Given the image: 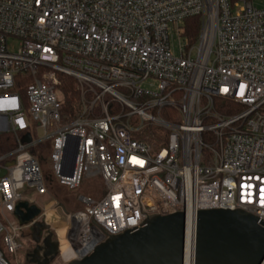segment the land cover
Returning a JSON list of instances; mask_svg holds the SVG:
<instances>
[{"label":"built area","instance_id":"2783aa9c","mask_svg":"<svg viewBox=\"0 0 264 264\" xmlns=\"http://www.w3.org/2000/svg\"><path fill=\"white\" fill-rule=\"evenodd\" d=\"M192 17L201 19L195 43L183 27ZM61 76L80 93L67 123ZM216 98L233 102L228 114ZM167 107L179 123L162 118ZM154 130L159 149L139 139ZM6 133L16 146L0 154V264H12L27 228L16 206L36 204L25 194L50 196L55 183L77 191L86 180L102 183L100 197L79 196L75 212L52 201L34 221L56 234L63 263L183 212L194 264L199 211L240 209L264 222V9L252 0H0ZM46 144L47 175L33 153Z\"/></svg>","mask_w":264,"mask_h":264},{"label":"water","instance_id":"95a60500","mask_svg":"<svg viewBox=\"0 0 264 264\" xmlns=\"http://www.w3.org/2000/svg\"><path fill=\"white\" fill-rule=\"evenodd\" d=\"M30 141L28 134L24 142ZM75 155L76 150L67 156L72 165ZM5 174L0 171V177ZM41 212L38 205L22 201L14 217L21 226L42 227L34 223ZM186 223L183 212L152 216L138 231L112 236L89 256L69 264H185ZM195 224L194 264H264V222L253 214L240 209L204 210L196 214Z\"/></svg>","mask_w":264,"mask_h":264},{"label":"trees","instance_id":"16d2710c","mask_svg":"<svg viewBox=\"0 0 264 264\" xmlns=\"http://www.w3.org/2000/svg\"><path fill=\"white\" fill-rule=\"evenodd\" d=\"M183 27H184V35L187 38H189L192 43H195L199 37V32L201 28V19L199 17L188 18L185 20ZM61 81H62V85L60 89H61V99H62V115L64 118V123H67L71 119L76 118L77 114L79 113L80 93L78 91L75 81L71 77L61 76ZM27 83H29V79H26L24 81V84ZM214 104L216 110L222 114L224 113L228 114L229 112L226 108L234 105L233 102H231L230 100H224L220 98H216L214 100ZM161 115L164 120L173 124L179 123L180 121L179 112L176 108L167 107L162 110ZM157 138H158L157 132L155 130L150 131L148 134H145V137L144 136L139 137L140 140L146 141L151 146L159 149L162 146L159 145L158 142H156ZM15 146H16L15 138L12 134L10 133L0 134V154H5L10 152L11 150H13V148H15ZM49 148H50V144L40 145L36 150L33 151V153L36 155V153L41 152L42 154L41 159L45 161L47 160V157H49ZM53 188H55V185L49 187V193H51ZM56 196H54L55 199L59 198L58 195ZM61 203L67 208L68 206L70 207L72 205L65 201H61Z\"/></svg>","mask_w":264,"mask_h":264},{"label":"rangeland","instance_id":"374dc122","mask_svg":"<svg viewBox=\"0 0 264 264\" xmlns=\"http://www.w3.org/2000/svg\"><path fill=\"white\" fill-rule=\"evenodd\" d=\"M252 3L256 8L264 9V0H252ZM193 56L194 58H196V53H194ZM151 90H154V88H151ZM41 168L44 174L46 175L50 174L49 157H47V160L41 162ZM102 193H103L102 183L100 181L86 180L83 186L77 191L69 190L67 187H63L55 183V188H53V190L51 191L50 196L40 197L37 194H35L33 191H31L25 194L24 198L34 201L40 207L54 204L52 203V201H59L60 203L61 201H65L69 204H72L70 207L68 206L67 211L73 212L80 209L81 205L78 202L79 196L100 197ZM55 194L58 195L59 197L56 198L57 200L54 198V196H56ZM14 221L15 218L12 215H9L8 222H5V225L9 228V230H10V223ZM16 241L18 243L19 249L15 254V256H9V259L11 260L12 264H28L26 260V256L33 248V243L29 238V235L26 233H21L19 235V238L16 239ZM54 264H65V263H63L61 259L58 258Z\"/></svg>","mask_w":264,"mask_h":264},{"label":"flooded vegetation","instance_id":"af4514ba","mask_svg":"<svg viewBox=\"0 0 264 264\" xmlns=\"http://www.w3.org/2000/svg\"><path fill=\"white\" fill-rule=\"evenodd\" d=\"M39 224L42 227L30 226L22 232L28 234L33 243V248L26 256L27 263L54 264L59 257V243L56 234L50 230L46 224ZM36 240H38L39 243H36ZM54 253L57 254L56 257Z\"/></svg>","mask_w":264,"mask_h":264},{"label":"bare ground","instance_id":"6f19581e","mask_svg":"<svg viewBox=\"0 0 264 264\" xmlns=\"http://www.w3.org/2000/svg\"><path fill=\"white\" fill-rule=\"evenodd\" d=\"M64 255L68 257V256H69V251H65V252H64ZM185 264H191V263H189V262L186 260V261H185Z\"/></svg>","mask_w":264,"mask_h":264}]
</instances>
